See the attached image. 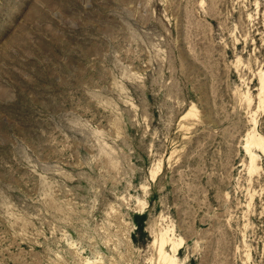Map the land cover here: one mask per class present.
Listing matches in <instances>:
<instances>
[{"label":"rangeland","instance_id":"374dc122","mask_svg":"<svg viewBox=\"0 0 264 264\" xmlns=\"http://www.w3.org/2000/svg\"><path fill=\"white\" fill-rule=\"evenodd\" d=\"M263 82L264 0H0V264H264Z\"/></svg>","mask_w":264,"mask_h":264},{"label":"trees","instance_id":"16d2710c","mask_svg":"<svg viewBox=\"0 0 264 264\" xmlns=\"http://www.w3.org/2000/svg\"><path fill=\"white\" fill-rule=\"evenodd\" d=\"M145 217L146 213H137L134 215V222L136 224V235H144L146 233L145 231ZM134 240H138L137 236L134 237Z\"/></svg>","mask_w":264,"mask_h":264},{"label":"bare ground","instance_id":"6f19581e","mask_svg":"<svg viewBox=\"0 0 264 264\" xmlns=\"http://www.w3.org/2000/svg\"><path fill=\"white\" fill-rule=\"evenodd\" d=\"M262 87H264V82H263ZM253 142H255V141H253ZM160 253H163V248H162V247H161V249H160Z\"/></svg>","mask_w":264,"mask_h":264}]
</instances>
